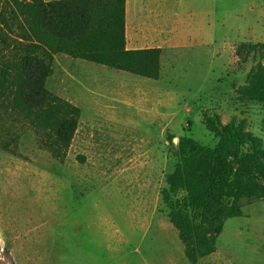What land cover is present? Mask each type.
<instances>
[{
	"label": "rangeland",
	"instance_id": "rangeland-1",
	"mask_svg": "<svg viewBox=\"0 0 264 264\" xmlns=\"http://www.w3.org/2000/svg\"><path fill=\"white\" fill-rule=\"evenodd\" d=\"M126 38L161 49L157 79L54 56L46 87L80 108L59 156L0 89V264H264V199L196 263L166 200L185 195L168 193L179 137L213 149L218 119L264 147V93L240 90L264 67V0H126ZM243 43L255 45L245 59Z\"/></svg>",
	"mask_w": 264,
	"mask_h": 264
},
{
	"label": "trees",
	"instance_id": "trees-1",
	"mask_svg": "<svg viewBox=\"0 0 264 264\" xmlns=\"http://www.w3.org/2000/svg\"><path fill=\"white\" fill-rule=\"evenodd\" d=\"M12 49V58L0 66L6 108L46 136L43 141L55 156L70 146L80 117L78 106L46 87L55 55L152 79L161 70L160 48H127L126 0H0V50ZM254 49L243 43L237 54L245 59ZM253 78L240 90L264 93L263 66ZM210 125L222 134L220 143L211 149L190 136L179 137V159L168 178L169 194L185 192L179 200H166L169 220L192 263L216 251L227 219L241 216L245 203L264 199L261 140L234 124L220 128L218 119Z\"/></svg>",
	"mask_w": 264,
	"mask_h": 264
},
{
	"label": "crops",
	"instance_id": "crops-1",
	"mask_svg": "<svg viewBox=\"0 0 264 264\" xmlns=\"http://www.w3.org/2000/svg\"><path fill=\"white\" fill-rule=\"evenodd\" d=\"M126 46H127V48H129V49H134L135 47H132L130 44H129V42L127 41V38H126Z\"/></svg>",
	"mask_w": 264,
	"mask_h": 264
}]
</instances>
